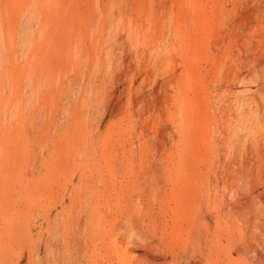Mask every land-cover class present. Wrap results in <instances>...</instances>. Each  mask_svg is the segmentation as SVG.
<instances>
[{"label":"rangeland","instance_id":"obj_1","mask_svg":"<svg viewBox=\"0 0 264 264\" xmlns=\"http://www.w3.org/2000/svg\"><path fill=\"white\" fill-rule=\"evenodd\" d=\"M244 235L264 0H0V264H184Z\"/></svg>","mask_w":264,"mask_h":264},{"label":"bare ground","instance_id":"obj_2","mask_svg":"<svg viewBox=\"0 0 264 264\" xmlns=\"http://www.w3.org/2000/svg\"><path fill=\"white\" fill-rule=\"evenodd\" d=\"M247 236L248 235H244L240 240H238L236 244L232 246L234 251L231 250L227 254H223V252L221 251L222 253L216 255H214L213 253H205L203 251L199 253L193 252L184 256V264H264V241L259 242L256 238H253L256 236ZM222 247H224V245ZM234 253H237V256H235Z\"/></svg>","mask_w":264,"mask_h":264}]
</instances>
